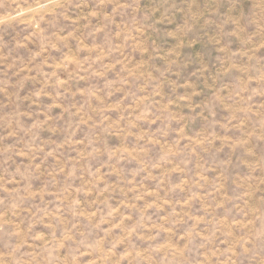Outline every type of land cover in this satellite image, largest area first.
<instances>
[{
	"label": "rangeland",
	"instance_id": "rangeland-1",
	"mask_svg": "<svg viewBox=\"0 0 264 264\" xmlns=\"http://www.w3.org/2000/svg\"><path fill=\"white\" fill-rule=\"evenodd\" d=\"M0 264H264V0H0Z\"/></svg>",
	"mask_w": 264,
	"mask_h": 264
}]
</instances>
